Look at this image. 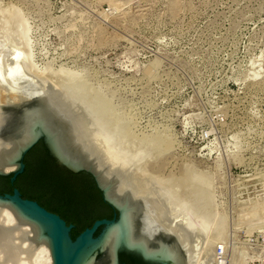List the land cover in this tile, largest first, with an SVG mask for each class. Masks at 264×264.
<instances>
[{"label": "rangeland", "instance_id": "374dc122", "mask_svg": "<svg viewBox=\"0 0 264 264\" xmlns=\"http://www.w3.org/2000/svg\"><path fill=\"white\" fill-rule=\"evenodd\" d=\"M18 13L44 79L195 215L199 264H264V0H0Z\"/></svg>", "mask_w": 264, "mask_h": 264}, {"label": "water", "instance_id": "95a60500", "mask_svg": "<svg viewBox=\"0 0 264 264\" xmlns=\"http://www.w3.org/2000/svg\"><path fill=\"white\" fill-rule=\"evenodd\" d=\"M0 87V189L9 187L5 176L12 175L14 181L24 172L26 154L43 141L59 166L91 174L103 200L114 208L113 218L97 219L72 237L73 224L23 197L17 187L12 193L0 192V215L8 207L17 219L15 225L0 223V264H18L21 258L32 261L43 244L51 249L53 264H119L120 251L134 252L152 264H194L188 231L172 224L150 180L133 175L148 153H131L85 125L84 115L33 73L17 37L1 21ZM12 93L19 101L11 98ZM27 159L30 167L21 179L26 197H36L53 209L67 203L71 210L66 213L70 217L76 213L81 226L108 212L92 191L81 197L63 187L86 183L82 176L73 178L62 171H55L52 178L44 176L42 147Z\"/></svg>", "mask_w": 264, "mask_h": 264}, {"label": "bare ground", "instance_id": "6f19581e", "mask_svg": "<svg viewBox=\"0 0 264 264\" xmlns=\"http://www.w3.org/2000/svg\"><path fill=\"white\" fill-rule=\"evenodd\" d=\"M6 24H7L8 28L17 37V39H18V41H19V43H20V45H21V47H22V49L24 51L26 59H27L29 65H30V68L32 69L33 73L36 74L37 76L41 77V78H45V76H47L48 73H49V70H50L49 68L50 67L48 65H45V66L40 65V63L36 59L35 45H34V38H33V26H32V23L30 22L29 18H25L20 13L14 14L12 17L8 18ZM53 86H55V85L53 84ZM55 88L58 89L56 86H55ZM61 93L67 99L69 104L73 105V107H75L76 110L80 111L79 108H78L79 106L75 103V100L72 98L71 95H69L67 93H63V92H61ZM81 113L84 115L83 112H81ZM86 115L88 116L87 113H86ZM83 119L85 120V118H83ZM84 120H83V123L85 125H87L91 129H93L94 131L99 133V130H98L99 128L97 127L98 123L94 122L95 120L93 121L94 125H92V126L88 125L87 122H85L86 120L85 121ZM138 178H143V179L150 180V177L144 176V175L143 176L140 175V176H138ZM155 191L159 192L158 189L157 190L155 189ZM158 192H157V195H158ZM157 195H156V198L158 199V201L160 203H162L166 207V209L169 211L172 224L178 225V226H182L188 231V233H189V235H190V237H191V239L193 241V245H194V264H199L200 260H198L197 258L199 257V259H200V258L206 257V255H204L203 257H201V255L200 256L198 255L199 254L198 252H200L201 250L197 252V250L199 248L197 244L199 242L196 244V239L199 236L198 233H200V231L202 232L203 227H201L200 225H198L196 223V221L194 219L195 215L193 216L192 214H190L189 216H191V217H186L185 218L184 217L185 216L184 215L185 214L184 211H183L184 214H182V215H181V213H179L177 211H175V212H174V210L172 211L171 207H173V206L170 207V203L172 204V202H173L175 204V202L172 201L173 198L171 199V197L168 196V195H167V197H166V195H164L165 198H164V196H162V194L161 195L159 194L160 196L159 195L157 196ZM175 199L176 198H174V200ZM173 208L174 209L177 208L176 205ZM180 210L182 211V209H180ZM188 218H190V219L188 220ZM2 222H4L6 226L15 225L17 223L16 216L14 215V213L8 207H4V209L2 210V213L0 215V223H2ZM22 229L31 230V226L30 225H23ZM203 232H204V230H203ZM201 234H203V233H201ZM196 236H197V238H196ZM207 258H208V256H207ZM53 261L54 260H53V257H52L51 249L46 244H43V245L39 246L36 249V251L34 252L32 261H30L28 259L21 258L19 260L18 264H53ZM207 263H209V262L207 261ZM7 264H13V261H8ZM205 264H206V262H205Z\"/></svg>", "mask_w": 264, "mask_h": 264}, {"label": "trees", "instance_id": "16d2710c", "mask_svg": "<svg viewBox=\"0 0 264 264\" xmlns=\"http://www.w3.org/2000/svg\"><path fill=\"white\" fill-rule=\"evenodd\" d=\"M39 146L42 147V149H43V154H44L46 164H47L46 169H45V170H47V172H45V170H43V172H42L44 174V176H48V177L52 178L56 173L55 171H62L66 175L73 176V178H77V177L82 176L86 183H82V182L78 181L79 183H77V184H69L70 186L63 185V187L71 190L73 193H75L76 195L81 196V197H83V196L87 197V195L90 194V191H92L95 194L99 204H101L105 209L108 210V212H103V213L97 214L96 216H94L92 218V220L87 221L82 226L79 224V222L77 221V218L74 216V214H73V216L70 217L68 214L64 215L61 212L67 218V220L69 222L75 223V227L72 231L73 237H75L79 232L84 230V228L91 226L95 220L101 219V218H111L113 216L114 208L103 200L102 193H101L100 189L97 187V185H96L93 177L91 176V174L86 173L84 171L72 172L71 170L67 169L64 166H59L56 163L55 159L49 154V151H48V149H47V147L43 141H39L26 154V156L24 158V162L26 164V167H25V170L23 173L19 174L14 181L11 180L12 175L5 176L8 179L9 187L6 190L0 189L1 193H6V192L12 193L14 188L17 187L21 191L22 196H26L23 193V189H22V185H21V179L26 176V174L28 173V169L30 167V162L27 159L28 155L31 154L32 152H34V150ZM55 177H57V176H55ZM30 198L38 199V198L32 197V196ZM38 200H40V199H38Z\"/></svg>", "mask_w": 264, "mask_h": 264}, {"label": "flooded vegetation", "instance_id": "af4514ba", "mask_svg": "<svg viewBox=\"0 0 264 264\" xmlns=\"http://www.w3.org/2000/svg\"><path fill=\"white\" fill-rule=\"evenodd\" d=\"M23 197H25V198H30V197H26V196H23ZM30 199H33V200H36V201H38L42 206H44V207H46L48 210H50V211H53V212H55V213H57V214H59L62 218H64L65 220H66V222L68 223V224H73L74 225V227H75V223L74 222H69L68 220H67V218L64 216L65 214H69V209H70V206L67 204V203H65V204H63L62 206H61V208L60 209H53V208H51V207H49V205H46V204H44L42 201H40V200H38V199H35V198H30ZM71 210V209H70ZM60 211V212H59ZM64 214H62V213ZM67 212V213H66ZM74 214H76V213H74ZM113 216H114V213H113ZM113 216L111 217V218H113ZM93 224V223H92ZM74 227L72 228V230H71V235H72V231H73V229H74ZM85 229V228H84ZM83 231V230H82ZM80 233V232H79ZM78 233V234H79ZM98 233V232H97ZM77 234V235H78ZM76 235V236H77ZM75 236V237H76ZM72 237H73V235H72ZM118 260H119V264H152V263H150V262H147L146 260H144L140 255H138V254H136V253H134V252H129V251H120L119 252V255H118Z\"/></svg>", "mask_w": 264, "mask_h": 264}, {"label": "built area", "instance_id": "2783aa9c", "mask_svg": "<svg viewBox=\"0 0 264 264\" xmlns=\"http://www.w3.org/2000/svg\"><path fill=\"white\" fill-rule=\"evenodd\" d=\"M213 264H229L228 251L222 244L218 245L215 249Z\"/></svg>", "mask_w": 264, "mask_h": 264}]
</instances>
